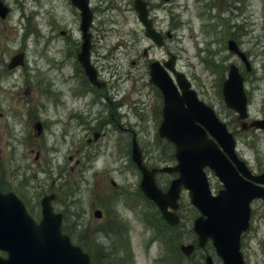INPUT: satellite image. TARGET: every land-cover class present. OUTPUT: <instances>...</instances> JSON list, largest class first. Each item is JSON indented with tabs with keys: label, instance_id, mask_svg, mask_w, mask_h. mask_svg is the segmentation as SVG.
<instances>
[{
	"label": "rangeland",
	"instance_id": "rangeland-1",
	"mask_svg": "<svg viewBox=\"0 0 264 264\" xmlns=\"http://www.w3.org/2000/svg\"><path fill=\"white\" fill-rule=\"evenodd\" d=\"M1 1L10 10L0 19V188L21 196L37 220L40 197L56 192L53 207L64 212L62 225L69 226L71 240L88 251L95 264H205L207 254L213 264H221L209 246L196 249L189 258L176 253L178 243L193 240L190 228L197 215L186 190L179 197L181 221L177 227L160 224L155 228L146 218L152 213L156 218V212L137 193L140 174L130 160V132H134L145 163L174 162L165 161L173 147L157 134L159 100L147 73L150 60L167 59V53H173L177 70L233 134L237 155L253 172L263 169L264 132L241 130L236 114L224 105L220 86L228 66L234 63L244 78L247 121L262 117L264 0H144L156 10L161 30L172 28L173 39L162 47L144 36L133 0H91L95 11L91 32L101 40L109 38V50L118 67H113L115 72L109 67V82L115 89L109 93V118L100 99L71 92L76 79L68 49L80 35V17L69 0ZM62 30L68 35L62 36ZM227 38H234L247 54L248 70L227 49ZM143 48L148 50L145 56ZM18 51L25 54L24 66L4 71V64ZM43 72L48 76L50 94L41 92L34 76ZM80 101L91 108L85 124L82 120L88 112L80 110ZM102 117L107 118L98 122ZM35 120L43 122L40 134L32 127ZM91 131L103 134L88 144L86 134L91 136ZM205 172L216 193L220 182L211 170ZM168 179L170 176L163 175L162 182ZM259 205L255 200L251 203L255 215ZM95 207L103 210L100 218L93 216ZM257 217V224L252 219L241 237L245 264H264V208Z\"/></svg>",
	"mask_w": 264,
	"mask_h": 264
},
{
	"label": "water",
	"instance_id": "water-1",
	"mask_svg": "<svg viewBox=\"0 0 264 264\" xmlns=\"http://www.w3.org/2000/svg\"><path fill=\"white\" fill-rule=\"evenodd\" d=\"M81 10V29L83 34L91 21V12L87 0H71ZM135 9L138 18L145 24V33L160 44L149 20L145 18L144 4L136 0ZM7 8L0 3V15L3 17ZM228 48L243 57L233 40H228ZM21 54L11 58L9 66L21 62ZM81 61L92 77L87 61V37L84 38ZM173 62V57L169 63ZM166 65H168L166 63ZM171 65V64H170ZM151 80L161 87L164 96V118L159 127V134L166 136L175 144V166L163 167V171H178L168 190L163 193L154 184L155 169L148 170L141 164L140 152L133 143L132 159L142 172L140 187L160 208L162 215L170 224L178 222L177 215L168 210L177 208L176 199L181 185L189 189L190 201L200 210L194 220L193 228L198 234V244L203 246L207 237H211L223 264H244L239 252V235L248 226L249 202L255 197L264 198V188L254 183L263 181L264 174L251 176L233 151L234 141L219 122L212 110L198 101L189 83L178 74V82L183 87L182 95L176 93L169 77L157 61L150 65ZM226 105L237 110L240 117H245L246 97L242 89V78L231 65L229 77L223 84ZM187 104V107L184 104ZM257 125L264 127V119ZM204 126L221 146L208 138ZM234 162L242 175L233 166ZM208 165L223 182V188L217 195H211L203 167ZM248 179H246V178ZM250 179V180H249ZM253 180V181H252ZM52 195L41 200L42 218L36 223L26 212L23 203L11 191L0 192V250L7 256L0 255V264H90L86 253L72 245L68 235L60 230L61 214L53 213L50 205ZM96 216L100 212L96 210ZM181 250L189 255L193 245H180ZM210 264V257H207Z\"/></svg>",
	"mask_w": 264,
	"mask_h": 264
},
{
	"label": "flooded vegetation",
	"instance_id": "flooded-vegetation-1",
	"mask_svg": "<svg viewBox=\"0 0 264 264\" xmlns=\"http://www.w3.org/2000/svg\"><path fill=\"white\" fill-rule=\"evenodd\" d=\"M152 5L148 4L149 9V15L153 19V23L155 27L159 28L158 25V16L156 14V10L151 8ZM97 33H91L89 35L90 37V50H91V59L92 63L94 64L96 70H97V78L98 82L94 85H85L91 90L92 99L98 100L100 99L102 103L107 107L108 109V115L109 117V92H114V86L110 85L109 82V67L115 72V69H117V64L115 63V55L109 51V38H105L101 40L97 37ZM80 39L78 38L77 43L75 44V47L79 46ZM109 59H113L112 61H109ZM135 60H131V64H136ZM112 65V66H110ZM115 69H114V68ZM80 73V71H78ZM111 73H113L111 71ZM81 75V74H80ZM172 76V73H170ZM131 78V76H130ZM156 97L160 100V104L162 105V95L160 91L156 90ZM159 104L160 108L161 105ZM92 114V113H91ZM91 114L89 116H91ZM107 117H102L100 119H97L98 122L105 121ZM109 122V120H108ZM105 123V122H104ZM93 132V131H91ZM98 133V132H97ZM92 139L90 137H87V141L90 142ZM78 160L77 163L78 164ZM261 172V171H260ZM108 194V193H107ZM257 216V215H256Z\"/></svg>",
	"mask_w": 264,
	"mask_h": 264
},
{
	"label": "trees",
	"instance_id": "trees-1",
	"mask_svg": "<svg viewBox=\"0 0 264 264\" xmlns=\"http://www.w3.org/2000/svg\"><path fill=\"white\" fill-rule=\"evenodd\" d=\"M66 229L68 230V229H69V226H66ZM192 237H193V234H192ZM108 256H109V254L106 255V258H107ZM123 256H124L125 258H127V254H126V253H124ZM105 260H106V259H105ZM94 264H95V263H94ZM104 264H108V263L104 261Z\"/></svg>",
	"mask_w": 264,
	"mask_h": 264
}]
</instances>
